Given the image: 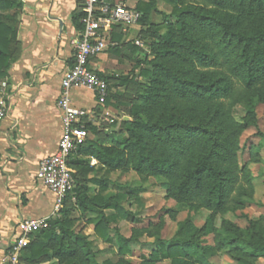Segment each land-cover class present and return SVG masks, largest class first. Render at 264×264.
Returning a JSON list of instances; mask_svg holds the SVG:
<instances>
[{"label":"trees","instance_id":"obj_1","mask_svg":"<svg viewBox=\"0 0 264 264\" xmlns=\"http://www.w3.org/2000/svg\"><path fill=\"white\" fill-rule=\"evenodd\" d=\"M162 1L171 6V12L149 35L147 68L116 79L98 74L108 83L106 107L117 109V98H125L126 91L136 92L130 102L119 104L130 114V120L122 121L125 134H101L98 126L86 124L96 141L88 139L69 157L75 187L48 228L29 236L20 264H132L125 256L133 239L117 232L118 259L99 262L92 240L75 230L78 219L73 214L91 216L86 223L93 225L94 235L112 243L110 224L127 216L122 205L129 195L145 189L114 193L108 178L87 181L92 168L83 156L93 157L106 176L130 170L140 177L162 179L166 198L175 202L168 211L172 220L184 211L209 212L202 228L187 219L178 223L171 239L157 237L155 249L139 264L163 260L215 264L208 260L221 251L236 264H258L264 258V217L250 221L245 229L229 220L215 225L217 215L244 209L254 201L251 175L238 163L237 153L240 136L256 125L255 108L264 102V0ZM7 8L12 13H3ZM20 8L18 0H0V81L17 51ZM135 9L141 14L139 33L147 34L157 0H140ZM82 17L79 12L72 18L80 31ZM112 39L117 41L120 35L113 34ZM118 85L122 92L113 91ZM234 106L243 115H233ZM250 154L252 163L260 161L253 146ZM88 182L98 186L93 195ZM142 233L152 235L147 229ZM208 235L214 238L212 246L204 243Z\"/></svg>","mask_w":264,"mask_h":264},{"label":"crops","instance_id":"obj_2","mask_svg":"<svg viewBox=\"0 0 264 264\" xmlns=\"http://www.w3.org/2000/svg\"><path fill=\"white\" fill-rule=\"evenodd\" d=\"M18 1L21 8L17 14V51L7 75L0 81V91L1 84H6L4 93L10 106L0 123V264H10L11 245L19 235L18 222L48 216L52 210L53 196L37 180L36 173L39 162L55 153L61 136L56 102L61 78L72 64V41L80 32L72 18L83 10L80 0ZM138 1L128 6H135ZM3 13H12V9L7 8ZM137 27L140 28L137 24L113 27L108 46L90 60V68L105 77L128 76L140 59L142 44L134 37ZM113 34L120 35V39L113 40ZM125 50H130V54ZM123 90L119 85L113 89ZM70 98L74 107L91 113L112 110L100 107L95 95L83 87L73 88ZM89 140L96 141V137L90 135ZM83 159L92 168L85 176L87 181L108 178L113 188H118L111 179L118 171L106 176L105 169L93 157L83 156ZM87 186L92 195L98 190L94 182H88ZM111 189L112 186L109 188L112 192ZM73 217L79 219L80 214L74 212ZM82 233L92 240L90 234Z\"/></svg>","mask_w":264,"mask_h":264},{"label":"rangeland","instance_id":"obj_3","mask_svg":"<svg viewBox=\"0 0 264 264\" xmlns=\"http://www.w3.org/2000/svg\"><path fill=\"white\" fill-rule=\"evenodd\" d=\"M136 0H127V5L131 6ZM171 6L167 5L162 0H157V12L153 13L150 17L151 28L147 29L148 33L141 35L140 28H136L134 33L135 39L141 44L142 48L139 53L138 63L132 69L131 74H138L140 68H147L146 62L151 58L149 54L148 44L151 41L152 30L164 24L163 15L170 14ZM126 51V50H125ZM130 51V50H129ZM126 51V54H130ZM125 62V60H123ZM133 64V62H132ZM136 68V72H135ZM141 80V79H140ZM125 98H117V109L111 107L112 110H107L108 116L100 117L98 131L101 134H111L113 136L124 135L122 121L130 118L128 109L119 105L124 101L130 102V98L135 91H126L123 93ZM123 95V96H124ZM88 99V98H87ZM106 108V107H105ZM104 110V109H103ZM232 114L236 117L243 115V110L239 106H234ZM256 125L247 128L239 138L238 144V163L240 166H246L251 175V184L254 187V201L245 204L244 209L227 211L224 214L215 217V225L218 227L222 220H229L235 223L238 227L245 229L249 226L250 221H256L260 217H264V102L260 103L255 108ZM130 120V119H129ZM115 122L116 125L112 126ZM90 137V135H89ZM256 148V152L260 161L252 163L250 158V147ZM255 154L254 151H251ZM111 179L117 183L118 188L112 187V192H127L136 188H143L145 192L139 194H130L123 203V208L128 213L125 218H119L117 222H113L109 226V234L114 238L112 243H106L93 235V225L86 223L84 218L77 220L75 230H82L92 237V248L98 252L97 258L101 262L105 259L116 261L118 256L116 254L118 243L116 242V232L125 238H131L133 241L129 244L130 253L125 256L132 264H139L144 258H147L150 252L155 249V239L159 237L163 240L171 239L178 227V223L189 219L196 228H202L205 225L209 212L205 209H196L191 211L180 212L176 215L175 219L170 218L168 211L175 207V202L166 198V193L161 184L164 182L162 179L153 177H140L133 171H118L111 176ZM121 187V188H120ZM107 214L110 211L106 212ZM77 216V215H76ZM264 230V222L261 224ZM147 229L151 231L152 235L143 234L142 230ZM204 243L207 245L214 244L212 235L203 238ZM215 264H236L226 253L221 251L217 255L212 256L208 260ZM168 260H163L157 264H169ZM258 264H264V258L257 260Z\"/></svg>","mask_w":264,"mask_h":264},{"label":"built area","instance_id":"obj_4","mask_svg":"<svg viewBox=\"0 0 264 264\" xmlns=\"http://www.w3.org/2000/svg\"><path fill=\"white\" fill-rule=\"evenodd\" d=\"M83 6L82 30L72 41V64L64 72L60 81L57 107L60 111L61 136L57 149L51 156L43 158L39 164L36 178L53 196L51 213L38 219H21L17 224L19 235L13 240L10 264H17L22 249L28 244L29 236L48 228L49 220L60 215L64 200L73 191L74 171L69 166V157L89 139L86 124L99 126L100 117L108 112H88L72 105L70 92L83 87L96 97L97 104L105 108L108 83L90 68V60L102 53L110 42L113 27H129L141 18L135 6L126 5L127 0H80ZM136 5V4H135ZM135 45L140 46L138 41ZM6 84H1L0 123L8 115L10 106L4 93ZM90 121V122H89Z\"/></svg>","mask_w":264,"mask_h":264},{"label":"water","instance_id":"obj_5","mask_svg":"<svg viewBox=\"0 0 264 264\" xmlns=\"http://www.w3.org/2000/svg\"><path fill=\"white\" fill-rule=\"evenodd\" d=\"M126 120L128 121L129 119H128V118H126Z\"/></svg>","mask_w":264,"mask_h":264}]
</instances>
